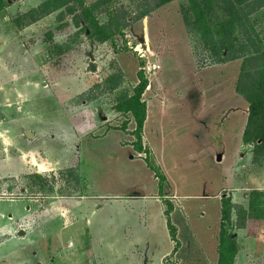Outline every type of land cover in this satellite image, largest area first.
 I'll return each mask as SVG.
<instances>
[{"label": "rangeland", "instance_id": "1", "mask_svg": "<svg viewBox=\"0 0 264 264\" xmlns=\"http://www.w3.org/2000/svg\"><path fill=\"white\" fill-rule=\"evenodd\" d=\"M84 1L106 39L79 6L0 0V182L26 200L1 206L0 225L23 217V234L5 235L0 264H264V150L243 143L264 0L240 5L237 59L206 46L230 19L220 0ZM140 73L142 152L118 109ZM223 229L234 261L220 259Z\"/></svg>", "mask_w": 264, "mask_h": 264}, {"label": "trees", "instance_id": "2", "mask_svg": "<svg viewBox=\"0 0 264 264\" xmlns=\"http://www.w3.org/2000/svg\"><path fill=\"white\" fill-rule=\"evenodd\" d=\"M62 6L65 5L68 7L71 13L77 11L78 6L81 8V15L84 18V21L100 39H106L111 33L107 32L106 28L99 23L96 17L93 14L94 8L86 7L84 0H56ZM224 4V10L227 16H230V19H223L221 22V27L223 30L218 31V37H214V32L212 29H208L205 36L206 46L211 50L213 54L222 55L224 50L230 53L229 59L241 58V55L238 53L239 50L236 48L239 42L238 36L235 35V28L238 21H242L244 16L241 13L240 5L248 2L249 0H220ZM79 5H78V4ZM244 23H242L243 25ZM220 32L222 34H220ZM262 43V42H261ZM254 55L258 58L264 59V50L263 48H258L255 50ZM219 60H223L220 58ZM244 70H247L246 67ZM140 83L135 87L134 93L129 95L126 101L122 102L119 105L118 109L120 111L130 112L136 120V130L135 133L138 137V143L136 145L138 151H143L145 148L142 145V133L144 130L145 122L147 120V104L142 100V96L148 86V80L143 76V73H140ZM247 89L250 94L248 97L249 102L251 103V114L249 117L248 124L244 132V142L246 144H255L257 149L264 150V66H261V69L258 71V77L253 79L251 84L247 85ZM256 148V147H255ZM161 178L162 186L165 180V177L162 175ZM222 207V219L232 221V214L234 209V204L231 198L224 199ZM173 233V239H176V233L171 228ZM220 237V259H226L225 257L230 250V260L234 261V257L237 254V240L234 239L233 235H229L225 229L221 231ZM236 240V241H235Z\"/></svg>", "mask_w": 264, "mask_h": 264}, {"label": "crops", "instance_id": "3", "mask_svg": "<svg viewBox=\"0 0 264 264\" xmlns=\"http://www.w3.org/2000/svg\"><path fill=\"white\" fill-rule=\"evenodd\" d=\"M147 121V120H146ZM246 129V128H245ZM244 132H245V130H244ZM243 136H244V134H243ZM243 143H244V146L246 147V148H248V147H251L252 146V144H246L245 142H244V139H243ZM251 151H252V153H256V151L254 150H252V149H250ZM39 166V165H38ZM45 168H44V165H41L40 166V170H44ZM156 172V171H155ZM158 176V175H157ZM166 177V176H165ZM162 184V183H161ZM160 183H159V186H161L162 187V185H161ZM260 185H262V187H264V182H261L260 181ZM0 187H1V189H2V191H0V217L2 218V219H5V211H4V209H3V207H1L2 206V204L4 203V202H11V203H17V202H19V201H22V202H26V200L24 199V198H20V197H18V198H16V197H13L14 195H12L10 192L8 193V194H6V190H7V188L0 182ZM166 195V194H165ZM159 197H161L162 198V196L161 195H158ZM156 197V196H155ZM159 197H158V199H159ZM157 198V197H156ZM94 200H96L95 198H94ZM159 200H161V199H159ZM162 201V200H161ZM232 202L234 203L235 201H233L232 200ZM28 204L29 203H27V206H26V209H27V213H31V207H29L28 206ZM162 205H163V208H164V212H165V214L166 213H172L173 211L172 210H169L170 212H168V210L165 208L166 207V205H165V200H164V202L162 201ZM96 208V207H95ZM97 209H94V211H96ZM172 211V212H171ZM82 217L84 216L85 217V219L88 221V223H86L87 225H88V227H90L91 225H92V223L88 220V218H89V216L87 215V213H86V211L83 209L82 210ZM22 218L23 217H19V218H16V216L14 215V214H10L9 215V219H10V221H11V223H9V224H6V225H4V226H2V225H0V238L1 237H3L2 239H0V245L1 244H3L4 242H5V239H6V236L5 235H10V233H12V235H15V234H17V235H19V237L23 234V232H22V230H20V228L22 227ZM169 222L170 221H168V227L170 228V226L171 225H169ZM7 225H9V226H7ZM7 226V227H6ZM177 228V227H176ZM192 228L195 230L196 229V227L194 226V225H192ZM19 230H20V232H19ZM176 232H178V229H177V231ZM197 234H199V230L198 229H196V231H195ZM173 240V239H172ZM135 244H138V242H134ZM169 254V252L168 253H166L165 255H163L162 257L164 258V257H166L167 255Z\"/></svg>", "mask_w": 264, "mask_h": 264}]
</instances>
